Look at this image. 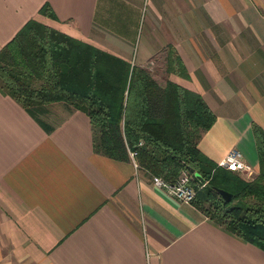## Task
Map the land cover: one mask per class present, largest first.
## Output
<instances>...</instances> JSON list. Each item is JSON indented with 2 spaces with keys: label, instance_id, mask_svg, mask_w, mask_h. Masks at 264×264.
<instances>
[{
  "label": "crops",
  "instance_id": "crops-1",
  "mask_svg": "<svg viewBox=\"0 0 264 264\" xmlns=\"http://www.w3.org/2000/svg\"><path fill=\"white\" fill-rule=\"evenodd\" d=\"M31 18L199 92L215 114L200 150L218 163L236 147L257 172L264 0H0V48ZM168 47L187 77L166 71ZM0 264H264V250L153 186L134 158L95 151L85 111L0 91Z\"/></svg>",
  "mask_w": 264,
  "mask_h": 264
},
{
  "label": "trees",
  "instance_id": "trees-1",
  "mask_svg": "<svg viewBox=\"0 0 264 264\" xmlns=\"http://www.w3.org/2000/svg\"><path fill=\"white\" fill-rule=\"evenodd\" d=\"M38 12L55 17L48 2ZM166 71L188 76L174 47L167 49ZM0 91L25 108L64 100L85 111L95 151L128 159L134 150L137 165L151 174L172 181L182 168H194L207 182L192 203L226 231L264 250V128L258 123L252 122L258 169L246 178L198 147L215 120L199 92L171 79L160 84L149 68L36 18L0 48ZM216 188L231 197L225 200Z\"/></svg>",
  "mask_w": 264,
  "mask_h": 264
},
{
  "label": "built area",
  "instance_id": "built-area-1",
  "mask_svg": "<svg viewBox=\"0 0 264 264\" xmlns=\"http://www.w3.org/2000/svg\"><path fill=\"white\" fill-rule=\"evenodd\" d=\"M129 155L134 158L135 151L129 150ZM217 164L224 168L237 171L246 177H251L255 174L253 166L244 160L241 151L236 147L230 148ZM194 180V174L186 168H182L172 181L160 175L151 174V183L153 186L162 189L168 195L182 202H192L197 188L202 187L207 182V179L203 182Z\"/></svg>",
  "mask_w": 264,
  "mask_h": 264
},
{
  "label": "water",
  "instance_id": "water-1",
  "mask_svg": "<svg viewBox=\"0 0 264 264\" xmlns=\"http://www.w3.org/2000/svg\"><path fill=\"white\" fill-rule=\"evenodd\" d=\"M189 170L194 174V176L201 182L205 181V178L202 177L197 171L194 170V168H189ZM216 190L218 191V193L225 199V200H228L232 193L229 192L228 190L226 189H223V188H216Z\"/></svg>",
  "mask_w": 264,
  "mask_h": 264
},
{
  "label": "rangeland",
  "instance_id": "rangeland-1",
  "mask_svg": "<svg viewBox=\"0 0 264 264\" xmlns=\"http://www.w3.org/2000/svg\"><path fill=\"white\" fill-rule=\"evenodd\" d=\"M161 74H164V73H161ZM161 74H160V75H161Z\"/></svg>",
  "mask_w": 264,
  "mask_h": 264
}]
</instances>
